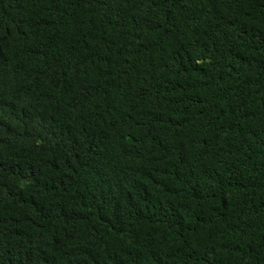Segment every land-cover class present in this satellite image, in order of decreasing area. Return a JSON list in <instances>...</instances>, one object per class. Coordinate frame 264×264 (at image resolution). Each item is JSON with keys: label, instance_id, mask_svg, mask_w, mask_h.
I'll list each match as a JSON object with an SVG mask.
<instances>
[{"label": "trees", "instance_id": "1", "mask_svg": "<svg viewBox=\"0 0 264 264\" xmlns=\"http://www.w3.org/2000/svg\"><path fill=\"white\" fill-rule=\"evenodd\" d=\"M0 264H264V0H0Z\"/></svg>", "mask_w": 264, "mask_h": 264}]
</instances>
